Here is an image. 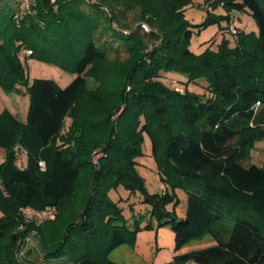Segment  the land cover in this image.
<instances>
[{"label": "trees", "instance_id": "1", "mask_svg": "<svg viewBox=\"0 0 264 264\" xmlns=\"http://www.w3.org/2000/svg\"><path fill=\"white\" fill-rule=\"evenodd\" d=\"M29 2L21 16L24 0H0V86L14 92L26 83L19 58L25 49L76 77L65 88L33 80L27 123L8 109L0 113V147L7 151L0 164V264H119L109 255L135 244L141 230L128 227L109 198L120 184L142 192L159 226L172 225L175 264H264V166H244L264 140V0H204L199 7L207 17L199 25L186 19L194 0ZM219 8L226 15H216ZM137 10L135 22L152 33L118 29L130 27L129 13ZM235 11L249 12L258 33L240 31L234 46L223 39L217 50L195 54V30L227 21L220 28L226 33ZM124 51L128 63L109 67L110 55ZM87 77L96 89L88 90ZM165 77L185 92L169 88ZM192 84L209 96L190 91ZM145 134L172 190L161 196L148 193L136 170ZM17 145L28 152L25 168L17 164ZM98 149L103 156L95 164ZM176 190L188 198L182 219L167 210L179 203ZM24 208H53L56 218L27 221ZM34 233L43 262L19 260V243ZM206 235L214 246L180 253Z\"/></svg>", "mask_w": 264, "mask_h": 264}, {"label": "rangeland", "instance_id": "2", "mask_svg": "<svg viewBox=\"0 0 264 264\" xmlns=\"http://www.w3.org/2000/svg\"><path fill=\"white\" fill-rule=\"evenodd\" d=\"M204 0H194V4L190 6L186 13V19L195 25L203 23L207 17V12L199 5L203 4ZM216 15H226L224 9L219 8L214 11ZM139 10L129 13L128 22L130 27L124 28L119 25V30L124 33H128L131 29L141 28L146 33H152L153 29L145 22H135V19L139 15ZM235 18L233 22L237 27L238 32H255L258 33V26L253 16L247 11H235L232 13ZM104 23V21H103ZM103 25V24H102ZM117 25V24H116ZM227 21H222L220 24H211L206 29L198 32L195 30L194 37L191 42V49L195 54L203 53L207 48L217 50L223 39H227L231 42V46H234L237 40V36H233L228 30L226 33L221 31L220 28H227ZM118 26V25H117ZM134 27V28H133ZM123 28V29H121ZM117 46V45H115ZM154 45L150 46V49ZM26 49L19 54V58L26 69V83H20L17 85V90L14 92H6L0 86V113L8 109L11 113L15 114L23 123L28 122V114L30 108V95L28 92V85L35 79H51L60 84L61 87H67L76 77V74L70 70H65L57 65L46 63L37 58L29 57L26 55ZM130 56L128 53L121 52L120 54H111L109 57L108 66L115 68L119 64L128 63ZM112 73L116 76L117 69ZM165 84L177 91L185 92V87L181 82H178L175 78H164ZM204 83H206L204 81ZM86 85L88 90H94L98 84L93 78L87 77ZM202 85V83H201ZM200 84H192L189 87L190 91L198 94H205L206 89ZM121 112L114 115L115 120ZM71 119H67L64 133L70 130ZM144 144L142 146L143 156L136 161V170L145 183L146 190L150 194L163 195L166 191L172 192L170 187L164 185L161 181V177L158 172V164L153 154L152 141L150 137L144 135ZM261 148L264 145H259ZM259 152L254 154L251 159L244 162L245 167L251 165H260L264 162V157L259 156ZM103 156V151L98 149L94 152L93 161L95 164L99 163L100 158ZM7 151L0 147V164L6 160ZM18 166L25 168L27 166V156L17 154ZM263 167V166H262ZM176 195L179 199L177 206L173 204L167 206V210L170 212L175 211V215L178 219L185 217L187 211V195L182 190H176ZM109 198L117 203L119 209L122 211V216L128 227L134 228L136 225L141 228L137 234L135 244L126 243L117 249H115L110 255L109 259L119 264H175L174 258L177 255L175 251V233L171 224L159 226L157 217L152 214V205L145 202V198L142 192L137 191L135 193L130 192L124 185L120 184L118 187H113L109 192ZM56 213V211H55ZM1 217V213H0ZM56 218V214H55ZM55 220V219H52ZM45 222V221H44ZM216 244L215 239L211 235H206L200 239H194L187 243L180 253H188L205 248L212 247ZM17 257L21 261L39 260L43 262V254L41 252V240L34 233L27 237L25 240L19 243ZM180 264H197L194 261H188Z\"/></svg>", "mask_w": 264, "mask_h": 264}, {"label": "built area", "instance_id": "3", "mask_svg": "<svg viewBox=\"0 0 264 264\" xmlns=\"http://www.w3.org/2000/svg\"><path fill=\"white\" fill-rule=\"evenodd\" d=\"M53 2H55V0H52ZM92 3L95 2V0H90ZM30 6V2L29 0H24L23 6H22V10L20 15L23 16L24 13L26 12V10L29 9ZM228 31L234 36H237L238 34V29L237 27L234 25L233 22H231L228 26ZM32 52L31 51H26V55H31ZM14 151L19 155H23V156H27L28 152L21 146V145H17L14 148ZM40 166L42 167V170L45 169V164L43 162H41ZM0 189L5 190L4 185L2 184V181L0 179ZM22 214L24 215L25 219L27 221L33 220L36 221L38 223H42L45 220L48 219H55V209L53 208H48L43 212H38L35 210H32L31 208H24L21 210Z\"/></svg>", "mask_w": 264, "mask_h": 264}, {"label": "crops", "instance_id": "4", "mask_svg": "<svg viewBox=\"0 0 264 264\" xmlns=\"http://www.w3.org/2000/svg\"><path fill=\"white\" fill-rule=\"evenodd\" d=\"M235 21V20H234ZM233 21V22H234ZM15 115V114H14ZM16 116V115H15ZM17 117V116H16ZM18 118V117H17ZM259 145H264V140L263 141H261V142H258V143H256V145H255V148H254V150L252 151V156H251V158L253 157V155L254 154H257L258 152H259V156H262V157H264V147L263 148H261ZM256 165V164H255ZM257 166H260V167H262V166H264V162H262L260 165H257ZM26 167V166H25Z\"/></svg>", "mask_w": 264, "mask_h": 264}]
</instances>
